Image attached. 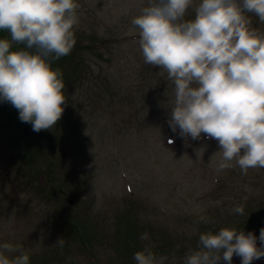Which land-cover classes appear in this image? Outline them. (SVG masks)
<instances>
[{"label":"rangeland","instance_id":"1","mask_svg":"<svg viewBox=\"0 0 264 264\" xmlns=\"http://www.w3.org/2000/svg\"><path fill=\"white\" fill-rule=\"evenodd\" d=\"M149 2L78 0L75 35L85 37L83 43L93 42L90 35L102 42L85 53L83 78L70 91L72 117L62 129L65 157L59 161L66 167L60 180L70 187L66 196L56 192L49 203L34 190L14 163L0 114V245L21 244L40 262L56 252L63 256L60 246L69 244L72 260L49 264H135L133 255L118 257L125 241L115 242L116 217L128 214L138 245L139 228L150 226L152 240L163 234L186 249L184 256H157L168 257L164 264H183L200 229H236L251 214H264V168L244 174L233 162L220 170L218 141L205 134L185 140L179 128L171 130L174 85L163 69L144 63L131 24ZM194 15L190 7L185 18ZM250 18L264 32V23ZM241 205L242 215L234 212ZM68 215L93 220L90 227L101 237L89 251L69 243L70 229L61 220ZM261 228L245 233L258 237ZM232 264H241V257L234 255ZM252 264H264V257Z\"/></svg>","mask_w":264,"mask_h":264},{"label":"clouds","instance_id":"2","mask_svg":"<svg viewBox=\"0 0 264 264\" xmlns=\"http://www.w3.org/2000/svg\"><path fill=\"white\" fill-rule=\"evenodd\" d=\"M79 7L78 0H0V30L10 33L0 39V101L34 132L53 128L63 115V73L52 65L75 46ZM190 7L195 15L186 19ZM251 15L264 23V0H150L131 21L144 63L163 69L174 85L171 130L179 128L185 140L205 134L218 141V168L235 162L244 174L264 168V32ZM14 44L23 48L11 51ZM234 255L241 264L264 257V227L258 237L235 228L202 233L183 264H232ZM133 259L164 264L168 257L146 247ZM0 264H30V255L21 244L4 243Z\"/></svg>","mask_w":264,"mask_h":264},{"label":"trees","instance_id":"3","mask_svg":"<svg viewBox=\"0 0 264 264\" xmlns=\"http://www.w3.org/2000/svg\"><path fill=\"white\" fill-rule=\"evenodd\" d=\"M77 36L78 35H75L76 43L71 52L52 65L53 69L59 68L63 73V81L65 84L64 93L67 98L63 115L53 128L41 130L39 133L34 132L30 123L21 122L17 109L8 102L0 101V114L5 119L4 130L9 138L10 145H12L11 151L14 163L25 170L34 190L41 198H45L49 203L53 199L54 193L57 192L60 197H64L69 192L70 187L60 182L61 177L65 175L63 172H65L66 167L65 164L59 161L61 159L63 160L65 157V146H63L64 133L62 129H65L66 124L72 117L70 91L73 87L77 86L78 82L83 78L85 70L83 59L85 53L94 51V47L102 42V40L98 41L96 36L90 35L87 38L89 41L93 42L83 43L82 40L85 37L82 38ZM2 38L10 39V33L0 30V39ZM90 43H92V45ZM21 48H23V45L14 44L10 50L16 51ZM129 210H133V208H128L127 212H129ZM128 216L130 215H123L120 221L117 216L115 220V224H117V226L115 225V242L125 241L122 249L119 248L118 250L119 258L133 255L135 252L141 251L146 247L151 249L156 255L176 256L180 254L184 256L186 250L183 248L184 246L179 248L173 245V242L167 238V236H163L162 234L159 235L156 240H152L155 231L150 226L143 225L139 228L137 233H140L141 237L143 234L147 233L148 238L142 239L139 237L141 243L138 245V237L134 228L136 227V223L134 222V218L132 219V217ZM61 220L64 225L70 229L71 236L68 240L69 243H74L73 245L78 246V249L81 251H89V249L96 244L93 239L95 238L98 240L99 237H101H98L94 226L90 227L91 222H93L91 217L68 215L66 217H61ZM124 223L125 225H123ZM261 227H264V214L256 213L251 214L250 217L236 229L246 232ZM220 229L221 228H218L216 231ZM216 231L205 227L200 229L195 240L193 239L191 242L194 245H192L190 251L197 250L200 234L203 232ZM68 246L69 244L60 246V249L62 248L60 252L64 254L61 257L56 252L53 256L45 255L42 261L37 262L36 258L30 256V264H49L53 263L52 261H56L57 263L62 261L69 262L75 255L73 251H69L70 248ZM52 257L54 259L51 260Z\"/></svg>","mask_w":264,"mask_h":264}]
</instances>
